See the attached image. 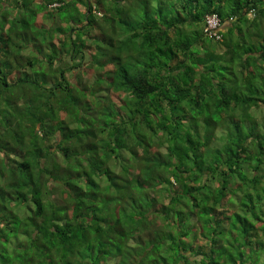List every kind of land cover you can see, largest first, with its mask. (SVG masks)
Here are the masks:
<instances>
[{"label": "trees", "instance_id": "obj_1", "mask_svg": "<svg viewBox=\"0 0 264 264\" xmlns=\"http://www.w3.org/2000/svg\"><path fill=\"white\" fill-rule=\"evenodd\" d=\"M0 3V264L261 259L264 0Z\"/></svg>", "mask_w": 264, "mask_h": 264}, {"label": "clouds", "instance_id": "obj_2", "mask_svg": "<svg viewBox=\"0 0 264 264\" xmlns=\"http://www.w3.org/2000/svg\"><path fill=\"white\" fill-rule=\"evenodd\" d=\"M58 3L51 4L50 6L54 7L57 6ZM7 9L8 12L11 13L12 17H15L17 15V10L16 6L12 4H5V3H0V10ZM260 9L264 10V4L260 5ZM244 11V10H242ZM100 15V13H98ZM253 18H256V13L255 11L252 13ZM261 21H264V15H261L259 17ZM224 27V26H223ZM221 23L219 28H223ZM207 28V22H206V27ZM218 28V29H219ZM217 38V37H216ZM2 226V225H0ZM243 250V249H241ZM151 251L149 248H137L135 251L132 249H128V252L131 253V255H128L124 258H121L123 260V264H148V259H147V254ZM261 259L257 260L256 257L252 256L251 253L246 252L245 253V258L242 264H264V253H261ZM158 258V257H157Z\"/></svg>", "mask_w": 264, "mask_h": 264}, {"label": "rangeland", "instance_id": "obj_3", "mask_svg": "<svg viewBox=\"0 0 264 264\" xmlns=\"http://www.w3.org/2000/svg\"><path fill=\"white\" fill-rule=\"evenodd\" d=\"M39 17H41V15H39ZM71 72H73L74 74H72V73H70L69 74V78H71V79H77V72H78V70H72ZM95 75H91V74H88L87 72H85V75H83V76H81V81L82 82H84V83H87V84H91V83H93V81L95 80L94 77ZM102 95H104V94H106V92H104V91H102V93H101ZM20 155H21V153H20ZM0 156L2 157L3 156V151H2V149H0ZM0 181H1V178H0Z\"/></svg>", "mask_w": 264, "mask_h": 264}, {"label": "built area", "instance_id": "obj_4", "mask_svg": "<svg viewBox=\"0 0 264 264\" xmlns=\"http://www.w3.org/2000/svg\"><path fill=\"white\" fill-rule=\"evenodd\" d=\"M206 19H207L206 20V22H207L206 31H208L210 33V35H217L215 33H216V30L220 26L219 18L216 17L215 15H212V16H208ZM216 37H218V35Z\"/></svg>", "mask_w": 264, "mask_h": 264}]
</instances>
